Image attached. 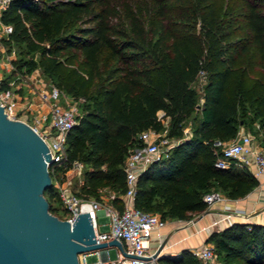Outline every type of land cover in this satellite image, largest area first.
<instances>
[{"label": "trees", "instance_id": "obj_1", "mask_svg": "<svg viewBox=\"0 0 264 264\" xmlns=\"http://www.w3.org/2000/svg\"><path fill=\"white\" fill-rule=\"evenodd\" d=\"M2 19L13 26L3 38L6 45L38 53V59H14L13 71L39 66L61 78L60 55L73 49L87 74L72 78L78 73L72 68L63 81L68 92L87 100L65 135L58 165L64 181L71 161L83 162L82 182L72 184L77 193L101 199L107 186L114 193L108 201L121 206L125 159L143 143L140 132L167 127L169 136L179 137L188 121L190 134L138 174L137 206L164 219H188L207 208L205 192L236 198L258 183L247 166H217L214 141L235 137L240 126L257 121L254 134L264 146V77L250 79L248 71L243 76L236 70L239 57L254 50L264 67V0H9ZM200 67L207 80L198 106L194 82ZM8 77L1 87L9 86ZM44 195L56 214L52 200H61L53 181ZM206 240L222 264H264L262 222L234 220L211 230ZM159 261L202 259L183 248Z\"/></svg>", "mask_w": 264, "mask_h": 264}, {"label": "built area", "instance_id": "obj_2", "mask_svg": "<svg viewBox=\"0 0 264 264\" xmlns=\"http://www.w3.org/2000/svg\"><path fill=\"white\" fill-rule=\"evenodd\" d=\"M9 0H0V70L6 66H12L8 60L5 61L2 51H4V37H7L12 31V24L2 19V10L7 6ZM197 79L206 81L207 71L200 67L197 73ZM15 82L12 78L8 80L9 86H0V103L3 105L7 116L16 119H22L29 123L45 140L48 146V152L51 156L47 160V167L51 176V182L58 189L62 205L66 209L65 218L71 222L82 210L90 211L95 237L97 241L110 240L117 238L122 242L123 250L144 256L141 257L125 254L120 246L116 247V256L112 258L108 247L96 248L79 254L82 264L87 263V253L97 254V260L93 264H161L160 255L165 248V242L159 241L157 246L152 249L150 237L154 230L162 227L166 219L159 213L145 210L135 204V194L137 187L138 174L153 160L169 155L175 144L190 134V130L184 128L183 135L179 137L169 136L167 127L156 131L154 129L140 132L139 137L142 144L130 149L124 163L126 188L122 194V205L104 202V200L95 197L83 196L72 187L69 179L60 181L62 173L58 169L65 157V135L67 131L78 122L81 114L76 103H63L61 93L57 86L52 85L46 88L43 84H38V101H22L20 94L10 85ZM32 114V116H30ZM30 118L32 120H30ZM44 123L42 126L39 124ZM51 131L53 134H51ZM214 144L219 146L220 155L216 160V165L228 167L232 163L239 166H247L255 175L264 172V146L248 130L241 128L237 135L232 139H216ZM83 162L80 159L71 161L70 167L65 174L71 172L82 175ZM114 193L110 191L107 194V200ZM225 198L219 190H209L204 193L203 199L207 202V207L217 200ZM103 210L110 216V229L101 231L98 226V211ZM220 218L212 221L213 225L225 218H247L249 213L241 207L224 209ZM188 222H194V218L187 219ZM191 252L210 264H222L216 260V252L213 243H202L199 246L191 248Z\"/></svg>", "mask_w": 264, "mask_h": 264}, {"label": "water", "instance_id": "obj_3", "mask_svg": "<svg viewBox=\"0 0 264 264\" xmlns=\"http://www.w3.org/2000/svg\"><path fill=\"white\" fill-rule=\"evenodd\" d=\"M50 158L41 135L7 116L0 103V264H81L80 253L114 244L123 250L115 237L97 241L92 210L72 222L49 210L44 191L51 185Z\"/></svg>", "mask_w": 264, "mask_h": 264}, {"label": "rangeland", "instance_id": "obj_4", "mask_svg": "<svg viewBox=\"0 0 264 264\" xmlns=\"http://www.w3.org/2000/svg\"><path fill=\"white\" fill-rule=\"evenodd\" d=\"M25 47L22 44L15 43L13 42L10 46L5 45L4 51H2V54L5 61L8 60L12 63V66L6 67L4 66L0 70V80L5 78L6 76H9L8 80H11L12 78L15 79V82L10 84L17 93L20 94V97L22 98V101H31L34 100L35 102L38 101V84H43L46 88H50L52 85H55L59 88L60 93H61V101L63 103H76L78 105L79 112L82 113L83 111V106L86 103V98L83 95L78 94L77 96L72 94L71 92L67 91V88L63 86V81L66 80L69 72H71L72 68H76L78 70L77 74L72 75V78H76V76H87L86 72L78 66V60L76 57L72 55V50L70 49L68 51H64L61 55L60 58L63 59V66L60 69V74L62 77L58 78L56 75L52 74H47L39 66H36L30 70L23 69L21 70H16L15 69V64L13 62L14 59L23 57H30L33 56L35 59H38V53H27L25 51ZM262 64V60L259 58V55L257 51H252V52H244L242 54L237 62V67L236 70L241 72V74L247 75L246 71H248L250 75V79H254L256 77H264V67ZM97 80L94 81L93 84H89V90L91 91L93 87L95 86V83ZM205 82L202 80L197 79L194 82V86L197 89L200 97L202 94V86ZM32 116V114H30ZM30 120H32L30 118ZM44 123L39 124L42 126ZM189 126L191 128V123L188 121L184 128ZM244 129L250 131L257 139L258 136H256L255 130H259V123L257 121H254L251 128H248L247 125H242ZM55 131H51L50 133L53 134ZM233 138V137H232ZM228 138V139H232ZM66 179H69L71 185L77 184L82 182V175L71 172L68 174V177ZM110 192V189L105 186L101 189V200H104V202H108L107 200V194ZM53 201V206L56 208L55 212L56 214L61 217L65 218L66 211L63 208L61 202L59 200H52ZM97 221H98V226L99 229L108 231L110 229L109 221H110V216L105 214V213H99L97 215ZM109 253L112 258L116 256V247L115 246H110L109 247ZM216 260L220 261L222 260V255L219 253H216L215 256ZM97 260V254L96 253H87V263L92 264L94 261ZM83 263V261H82ZM201 264H210L205 261H201Z\"/></svg>", "mask_w": 264, "mask_h": 264}, {"label": "crops", "instance_id": "obj_5", "mask_svg": "<svg viewBox=\"0 0 264 264\" xmlns=\"http://www.w3.org/2000/svg\"><path fill=\"white\" fill-rule=\"evenodd\" d=\"M202 101L203 98L201 96L200 104ZM241 128L243 126H240ZM186 129L190 130V127L187 126ZM255 176L258 179V183L250 191L236 198H230L221 191L225 198L213 202L205 210L195 212L192 215V218L195 219L194 222H188L187 219L180 218L166 219L165 225L152 232L150 237L151 248L154 249L159 241L162 240L165 242L163 252L174 256L179 254L183 248L191 250V248L202 243H212L206 240L210 231L220 229L234 220L264 223V172ZM233 207L243 208L249 213V216L247 218H225L213 225H209L212 221L220 218L224 209ZM99 213H104V211L99 210ZM110 246L114 245H109L108 248Z\"/></svg>", "mask_w": 264, "mask_h": 264}]
</instances>
